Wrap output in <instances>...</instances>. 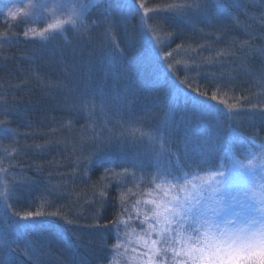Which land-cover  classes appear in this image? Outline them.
<instances>
[{
    "label": "trees",
    "instance_id": "obj_1",
    "mask_svg": "<svg viewBox=\"0 0 264 264\" xmlns=\"http://www.w3.org/2000/svg\"><path fill=\"white\" fill-rule=\"evenodd\" d=\"M28 2L0 0V126L11 130L0 136V243L13 253L8 262H44L32 257L31 249L20 247L33 245L32 239L39 235L48 239L44 248L65 264H128L124 256H134L132 264H147L149 250L143 245L147 226L140 220L147 207L144 201L155 196L159 179L122 202L114 189L101 185L96 171L89 173L87 166H80L84 179L72 180L61 196L46 193L45 184L67 181V167L79 165L76 158L86 153L83 147L77 153L69 151L72 142L80 145L73 135L84 131L85 118L66 112L57 103L64 89H70L80 100L102 102L111 113L109 105H117L116 111L112 108L114 115L124 111L134 127H146L158 136L166 135L165 128L173 129L175 143L165 148L181 157L178 147L187 133L198 139L208 134L195 128V122L202 119L219 137V146L226 141V149L246 161L264 146V0H143L147 8L158 10L150 11L143 24L142 13L125 10L122 0H102L88 8L83 25L68 26L47 39L30 34L28 28L36 31L39 26L13 11ZM192 3L206 10H192L200 13L193 20L172 11ZM9 9L19 21L8 16ZM144 24L153 30L150 34ZM152 36L160 40L158 56L152 51ZM150 52L154 63L137 66L138 58ZM165 53L171 55L165 57ZM166 65L172 66L175 79H162L156 71ZM177 80L184 82L186 95L193 100L201 94L198 113L183 99L175 105L170 101ZM102 87L103 100L96 94ZM213 94L216 100L211 99ZM225 104L234 119L215 125L213 114ZM96 120L100 126L97 113ZM63 122L69 123V129L58 131ZM147 137L142 146L136 144L140 154L154 147ZM61 138L63 145L58 142ZM134 147L129 146L130 150ZM130 153L122 150V154ZM135 157L143 166L151 159L150 155ZM164 158L162 163L169 165ZM29 212L35 223L26 232L20 217ZM120 233L129 236L119 237ZM237 260L232 256L215 263L244 261Z\"/></svg>",
    "mask_w": 264,
    "mask_h": 264
},
{
    "label": "snow or ice",
    "instance_id": "obj_2",
    "mask_svg": "<svg viewBox=\"0 0 264 264\" xmlns=\"http://www.w3.org/2000/svg\"><path fill=\"white\" fill-rule=\"evenodd\" d=\"M94 2L95 0H68L64 3L62 0H56L53 3L52 0H38L30 5L32 10L55 20L37 34L47 39L62 31L65 25H83L82 18ZM121 6L125 10L134 8L141 12L142 24L150 11H158L147 8L143 0H122ZM7 14L11 19L19 21V17L11 9ZM65 14L66 18L61 19L60 16ZM144 31L150 34L153 30L144 24ZM27 35L25 32V36ZM151 38L154 42L152 51L158 56L159 37ZM170 55L171 53H165V57ZM136 63L137 66L154 63L151 60V52L148 56L138 58ZM156 71L162 79H175L171 65L164 66L162 70L157 68ZM183 83L177 80L172 85L170 101L175 105L183 99L186 104H192L194 114L198 113L201 94H197L194 100L188 97ZM96 94L103 100L106 92L102 87ZM216 98L215 94L211 97L212 100ZM195 128L208 134L198 139L194 133H187L178 147L182 157L170 148H165V144L175 143V130L165 128L166 135L159 137V150L155 152L157 175L153 177V181L159 179L160 182L155 184V198L144 201L148 207L140 220L142 225L147 226V239L143 240L144 247L149 250L146 253L147 264H203L201 257L205 254L211 257L207 264H215L214 258L218 251H230L238 246H258L264 249V187L258 189L250 186L248 180L249 175L257 169L264 178V146L259 148L258 154L251 153L250 158L245 161L237 158L231 149H222L218 144L219 137L211 131L212 126L205 127L202 119L195 122ZM7 134H11V130L0 126V136ZM149 139L157 142L155 136H150ZM110 157L111 153L99 150L94 158H89L88 170L103 169L105 174L111 172V168L105 167L110 163ZM162 157L168 158L170 164L161 166ZM123 158L127 159V155H123ZM133 164L143 167L137 163L136 158H133ZM103 195L101 193V196ZM139 203L140 201H137V204ZM33 215L29 212L20 217L26 232L30 231L31 225L35 223ZM35 215L40 216L41 213ZM155 257L160 259L156 260ZM180 257L183 259H178ZM0 264L9 262L3 260Z\"/></svg>",
    "mask_w": 264,
    "mask_h": 264
},
{
    "label": "rangeland",
    "instance_id": "obj_3",
    "mask_svg": "<svg viewBox=\"0 0 264 264\" xmlns=\"http://www.w3.org/2000/svg\"><path fill=\"white\" fill-rule=\"evenodd\" d=\"M36 0H29V2L26 5H22L18 8H15V11L19 16L20 13L22 14V18L28 17L29 20L31 18V22L38 25L40 28L39 31H36L32 28H28V32L30 34H33L38 37L37 33L43 31L48 23L54 22L55 18L48 17V16H41L38 12H34L30 5L33 3H36ZM52 2H56L52 0ZM64 3H67L68 1H63ZM99 2H102V0H95V2L92 5H95ZM196 4L192 3L187 5L186 7L176 6L175 8H172V11L177 13V15L180 16V18L185 17V15H190L192 20L193 18H197L199 16V12H194L192 10L199 9L206 11L203 7H197L194 6ZM193 7V9H192ZM109 6L107 7V9ZM106 9V7H105ZM202 12V11H201ZM38 14V15H37ZM37 15V16H35ZM36 18V20L34 19ZM61 19L66 18V14L64 16H60ZM35 20V21H34ZM38 21V22H37ZM35 25V27H36ZM73 27L72 25H65L66 27ZM77 27V26H76ZM75 27V28H76ZM195 27L191 26V30L194 31ZM64 31V29L62 30ZM60 31V32H62ZM152 40V39H151ZM262 69L264 70V67L262 66ZM62 70V69H61ZM247 72V71H245ZM226 72H224V75L222 76L223 79L226 81ZM77 86V84H75ZM141 87V85L139 86ZM263 91V87H261ZM66 91L63 95H61V100L57 105H59L61 108H63L66 112L69 113H76L80 114L79 117L83 116L84 119V131H76L75 134L69 133V136L73 135L75 140H78L80 142V145H76V143L72 142L70 144L69 151H71L70 154L80 152L82 150V147L86 151L85 155H80V158H76V162L79 163V165H74L72 169L67 167L70 170L69 177L64 182H56L53 183H46L45 184V191L46 193H51L54 196H61L64 194L63 189H65V186H69V183H72V180L75 179H84L85 173H82L78 171L80 169V166H87L89 169L88 160L89 158H94L95 154L103 149L104 151H107L111 153L110 157V163L106 164L105 167L111 168L112 171L108 172L107 174L104 173L103 169H98L96 172H94V176H97L96 178H100L101 185L106 186L107 190L114 189V196H118L120 194V201H128L131 199L134 195L138 194L139 190L142 188V186H145L149 184L148 186H151L150 184L156 182L153 181V177L157 175V157L155 155V152L159 150V137L155 133H152V130H145L146 127H134L132 126L131 122V116L124 114V111L120 112L119 115H114V111H116L117 105L110 104L109 108L111 111H108L105 109L104 104L102 102L99 103V101H96L94 99V102L87 101L86 99L80 100V98L76 97V94L73 93V91H70V89H64ZM260 91V94L262 93ZM72 92V93H71ZM144 91H141V93ZM145 94L143 93V96ZM146 96V95H145ZM144 96V97H145ZM90 102V103H86ZM114 108V111L113 109ZM226 104L224 106H217V112L213 114V123L215 125L225 123L226 120L234 119L232 117V113H230L228 110H226ZM200 112H202L200 110ZM96 113L100 116V120L102 124L99 126L96 120ZM139 122H144L142 116H136ZM66 123V124H65ZM145 123V122H144ZM142 124V123H141ZM69 123L63 122L60 125L59 130L63 129H69ZM121 129V130H120ZM138 129V131H135ZM213 129V128H211ZM150 133V134H149ZM158 136L156 137L157 142L153 143L154 147H148L149 149H143L144 153L140 154V151H136L135 148L139 147L138 145L142 146L143 141L147 136ZM68 136V137H69ZM226 139V135H225ZM74 140V141H75ZM150 140V139H149ZM64 139L61 138V140H58L59 143L63 145ZM66 141V139H65ZM103 141V143H102ZM138 144V145H136ZM65 145V144H64ZM82 145V146H81ZM135 146L134 149L130 150L129 146ZM222 146V147H221ZM220 147L222 149H226V141L221 145ZM118 149V150H116ZM126 149L131 151V153L128 154H122V150ZM92 154V155H91ZM123 155H127V159L123 158ZM135 155H150L151 159H148L143 167H137L133 164V158H136ZM73 156V155H72ZM145 159V158H144ZM138 162V159H136ZM165 160L164 157L161 158L160 163L161 166H165L162 162ZM131 161V162H130ZM87 169V170H88ZM89 171V170H88ZM91 171H89L90 173ZM116 173H121V175H115ZM87 174V171H86ZM69 179V180H68ZM250 186L257 187L258 189L261 187H264L262 185V175L260 174V170L257 169L255 173L252 175H249L248 177ZM83 185H80L82 187ZM86 187V186H85ZM43 190V189H42ZM79 190V189H78ZM155 190V196L157 195V190ZM40 191V190H39ZM155 196L153 198H155ZM71 197V195H70ZM80 197V196H76ZM81 198V197H80ZM152 198V199H153ZM148 207V206H147ZM146 207V208H147ZM129 235L126 233H120L119 237H125L127 238ZM33 240V245H20L25 251L26 249H31V256L32 257H39L41 264H62L61 259L57 257L55 254L51 255L50 251L48 249H45L44 247L48 244V239L44 236L37 235L35 239ZM16 242V241H14ZM4 246L2 245V242L0 243V261L7 260L9 258L13 257V253L11 250L5 251ZM4 252V253H3ZM42 255V257H41ZM204 259H211V257L208 254L204 255ZM232 256L237 257V262L244 260L243 262H240L239 264H264V249H261L258 246H253L250 248L240 247L238 246L236 249L228 250L225 249L223 252H217L215 255V261H221L226 260L227 258H231ZM134 256H124L123 260L127 262L128 264H132L134 262ZM137 259V257L135 256ZM247 259V260H246ZM64 261V260H63ZM62 261V262H63ZM139 261V259H137ZM63 264H65L63 262ZM191 264V262H189ZM216 264V263H215Z\"/></svg>",
    "mask_w": 264,
    "mask_h": 264
}]
</instances>
